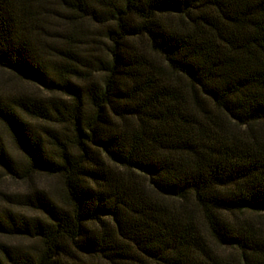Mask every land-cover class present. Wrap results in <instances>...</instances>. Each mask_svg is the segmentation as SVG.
I'll return each mask as SVG.
<instances>
[{
    "label": "trees",
    "instance_id": "1",
    "mask_svg": "<svg viewBox=\"0 0 264 264\" xmlns=\"http://www.w3.org/2000/svg\"><path fill=\"white\" fill-rule=\"evenodd\" d=\"M0 70V264H264V0H0Z\"/></svg>",
    "mask_w": 264,
    "mask_h": 264
},
{
    "label": "rangeland",
    "instance_id": "2",
    "mask_svg": "<svg viewBox=\"0 0 264 264\" xmlns=\"http://www.w3.org/2000/svg\"><path fill=\"white\" fill-rule=\"evenodd\" d=\"M87 26L91 32L96 33L98 31L96 26L89 24ZM21 93H27V94L36 93L43 95V93L36 86L19 80L17 77L13 76L7 71L0 70V94L4 96H16L18 94L20 95ZM0 137L8 153L12 157L22 161V155L15 147L11 137L1 126H0ZM33 189H39V190L43 189L54 200L57 201L62 200L64 194L62 184L57 178L42 176V175H32L30 179L21 181V180L13 179L11 176L6 175L2 169H0V205L1 206H9L7 197L11 198L18 194L29 192L30 190ZM17 208L19 207L17 206ZM27 213L29 215L34 214L33 212H27ZM0 242L12 244V245L30 244L26 240L5 239L2 237H0Z\"/></svg>",
    "mask_w": 264,
    "mask_h": 264
}]
</instances>
